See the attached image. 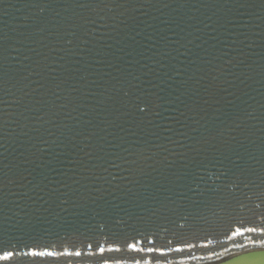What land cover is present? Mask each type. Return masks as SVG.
Instances as JSON below:
<instances>
[{"label": "water", "instance_id": "95a60500", "mask_svg": "<svg viewBox=\"0 0 264 264\" xmlns=\"http://www.w3.org/2000/svg\"><path fill=\"white\" fill-rule=\"evenodd\" d=\"M0 264H264V0H0Z\"/></svg>", "mask_w": 264, "mask_h": 264}]
</instances>
